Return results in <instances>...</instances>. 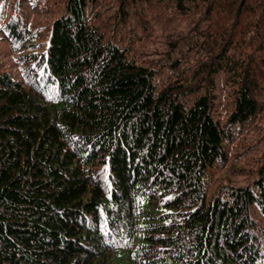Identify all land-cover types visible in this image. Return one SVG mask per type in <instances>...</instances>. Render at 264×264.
Segmentation results:
<instances>
[{
  "label": "trees",
  "instance_id": "obj_1",
  "mask_svg": "<svg viewBox=\"0 0 264 264\" xmlns=\"http://www.w3.org/2000/svg\"><path fill=\"white\" fill-rule=\"evenodd\" d=\"M166 1L192 25L146 66L100 0H0V264H264V163L211 191L263 112L264 0Z\"/></svg>",
  "mask_w": 264,
  "mask_h": 264
},
{
  "label": "rangeland",
  "instance_id": "obj_2",
  "mask_svg": "<svg viewBox=\"0 0 264 264\" xmlns=\"http://www.w3.org/2000/svg\"><path fill=\"white\" fill-rule=\"evenodd\" d=\"M119 0H100L99 10L103 20L111 29L119 30L120 37L128 42L130 40V55L146 66L159 60L172 48L173 41L181 34H187L192 25L190 17L171 14L166 0H144L142 5L135 7L128 21L127 27L111 17L115 14ZM30 6L31 19L38 16L44 20L49 15L39 7ZM133 8H131L130 15ZM44 13V14H43ZM46 14V15H45ZM117 22V24H115ZM172 42V43H171ZM179 43V48L183 46ZM0 68L11 72L16 78L22 76V66L16 59V54L0 38ZM167 70L162 75L166 76ZM174 75V74H173ZM214 94L215 102L222 109L228 97V108L232 100L230 86H225L222 76L216 80ZM228 94V95H227ZM262 111L250 124L245 126L240 135L228 145V162L220 167L212 181L211 191H215L222 184L244 186L256 178L257 169L264 163V94L260 96ZM253 217L264 229V216L258 209H252ZM264 259V238L261 244Z\"/></svg>",
  "mask_w": 264,
  "mask_h": 264
},
{
  "label": "bare ground",
  "instance_id": "obj_3",
  "mask_svg": "<svg viewBox=\"0 0 264 264\" xmlns=\"http://www.w3.org/2000/svg\"><path fill=\"white\" fill-rule=\"evenodd\" d=\"M165 86H166V85H165ZM165 86H164V87H165Z\"/></svg>",
  "mask_w": 264,
  "mask_h": 264
}]
</instances>
